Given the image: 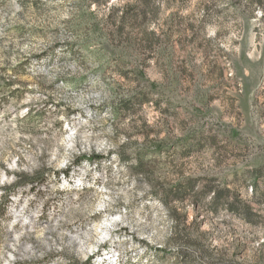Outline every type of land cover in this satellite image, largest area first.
Here are the masks:
<instances>
[{
  "label": "rangeland",
  "instance_id": "374dc122",
  "mask_svg": "<svg viewBox=\"0 0 264 264\" xmlns=\"http://www.w3.org/2000/svg\"><path fill=\"white\" fill-rule=\"evenodd\" d=\"M87 263L264 264V0H0V264Z\"/></svg>",
  "mask_w": 264,
  "mask_h": 264
},
{
  "label": "trees",
  "instance_id": "16d2710c",
  "mask_svg": "<svg viewBox=\"0 0 264 264\" xmlns=\"http://www.w3.org/2000/svg\"><path fill=\"white\" fill-rule=\"evenodd\" d=\"M98 158H100V157H97V159H98ZM67 175H69V172H68V171H65V172H64V176L67 177ZM20 180H21V179H19V181H20ZM87 264H89V263H87Z\"/></svg>",
  "mask_w": 264,
  "mask_h": 264
}]
</instances>
